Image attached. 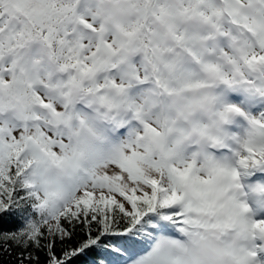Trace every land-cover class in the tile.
Segmentation results:
<instances>
[{
	"label": "snow or ice",
	"instance_id": "obj_1",
	"mask_svg": "<svg viewBox=\"0 0 264 264\" xmlns=\"http://www.w3.org/2000/svg\"><path fill=\"white\" fill-rule=\"evenodd\" d=\"M246 190L264 0H0V264H264Z\"/></svg>",
	"mask_w": 264,
	"mask_h": 264
},
{
	"label": "clouds",
	"instance_id": "obj_2",
	"mask_svg": "<svg viewBox=\"0 0 264 264\" xmlns=\"http://www.w3.org/2000/svg\"><path fill=\"white\" fill-rule=\"evenodd\" d=\"M245 197L254 211L257 213L264 212V192L246 190ZM231 240L233 243H237L239 242V237L233 234ZM218 251L219 250L201 248L198 250L197 255L203 261V264H230L226 257H221L217 254Z\"/></svg>",
	"mask_w": 264,
	"mask_h": 264
}]
</instances>
